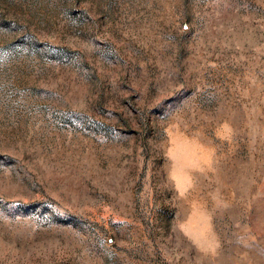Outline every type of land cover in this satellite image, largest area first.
<instances>
[{
	"label": "rangeland",
	"instance_id": "1",
	"mask_svg": "<svg viewBox=\"0 0 264 264\" xmlns=\"http://www.w3.org/2000/svg\"><path fill=\"white\" fill-rule=\"evenodd\" d=\"M0 264H264V0H0Z\"/></svg>",
	"mask_w": 264,
	"mask_h": 264
}]
</instances>
